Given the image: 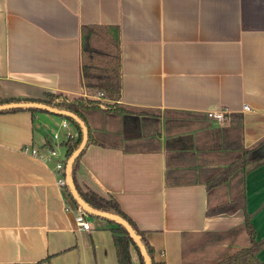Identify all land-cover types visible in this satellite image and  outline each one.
Masks as SVG:
<instances>
[{"label":"crops","instance_id":"0c3cea01","mask_svg":"<svg viewBox=\"0 0 264 264\" xmlns=\"http://www.w3.org/2000/svg\"><path fill=\"white\" fill-rule=\"evenodd\" d=\"M94 25L119 28V103L160 111V129L154 144L144 135L126 142L107 133L103 139L111 142L89 145L79 160V185L115 200L160 264H183L185 245L196 238L211 239L204 244L217 253L243 248L244 234L232 243L225 238L240 231L242 210L205 215L207 166L194 160L186 169L177 166L184 158H175L173 168L197 182L168 186L166 155L190 148L175 139H192L195 158L264 139V0H0V99L84 95L81 29ZM212 111L227 120L209 121L205 114ZM66 133L77 136L69 121L49 112L0 113V264H117L111 226L87 213L91 230L80 231L78 208L57 186L53 163L22 151L54 148L53 134L61 141ZM131 143L147 148L125 147ZM244 187L246 212L261 241L264 164L250 170ZM227 193L220 189L213 202ZM257 259L264 264V247Z\"/></svg>","mask_w":264,"mask_h":264},{"label":"trees","instance_id":"16d2710c","mask_svg":"<svg viewBox=\"0 0 264 264\" xmlns=\"http://www.w3.org/2000/svg\"><path fill=\"white\" fill-rule=\"evenodd\" d=\"M81 86L85 89V94L79 97H69L63 94L45 93L42 99L21 100L9 99L1 100L0 106L15 104H36L44 105L58 112H68L81 120L88 134L87 144L83 150L77 154L69 167V178L71 186L67 182L62 187L65 199H69L78 210H83L73 195V190L81 202L93 213L108 214L121 218L126 222L138 237L145 250L150 264H160L154 259V251L147 243L144 234L137 229L133 221L123 213L118 203L112 198L105 199L81 187L76 179L79 168V160L89 145L105 146L103 140L96 137L91 127V119L98 115L101 109V100L89 98L96 92L103 93L106 100L113 101L112 105H107L104 113L109 119L121 120L123 123H145L152 127L153 133L159 134L160 111H146L128 108L119 103L122 90L121 55H120V33L117 26H85L81 29ZM26 110L35 114L37 112H47L38 108H17L11 107L0 110V113L16 112ZM70 122L77 132L76 137H69L62 141L64 148V164H68L72 155L81 147L84 133L81 125L72 117L61 116ZM147 118V120H145ZM94 121V120H92ZM155 139H150L154 144ZM175 144L184 145L189 143L190 148H180L175 152L166 155V184L168 186H180L195 184L197 181L187 177L186 173L176 170L172 166L175 158L178 160L177 166L184 164L186 169L192 168V161H199L207 166L203 181L208 195V205L205 215L208 217L221 214L232 215L237 211L244 212V222L238 232H231L225 236L227 240L233 242L234 238L244 234L245 246L239 249L226 248L214 257L215 260L206 264H260L257 259V252L264 247V239L255 240V231L252 227V216L246 212L245 179L250 170L264 164V139L249 148H234L221 146L211 153L202 152L193 156L192 139H175ZM149 150V149H148ZM210 155L212 158L204 161V157ZM172 161V162H171ZM171 162V163H170ZM63 176L67 179L66 174ZM227 188V197L223 201L213 202V197L220 189ZM90 216L106 221L110 226V232L115 248L117 264H132L130 249H134L138 257L137 264H146L143 254L129 231L122 224L107 218L95 216L87 212ZM224 237V236H223ZM211 240L207 239L206 241ZM187 249L182 252L183 264H198L188 262L186 259Z\"/></svg>","mask_w":264,"mask_h":264},{"label":"rangeland","instance_id":"374dc122","mask_svg":"<svg viewBox=\"0 0 264 264\" xmlns=\"http://www.w3.org/2000/svg\"><path fill=\"white\" fill-rule=\"evenodd\" d=\"M83 96V95H82ZM113 101L111 100H102L101 101V109L98 115H94L91 119V127L92 130L95 132L96 137L103 139L104 135L107 133H111V137L113 139H125L128 142V138L130 137H138L141 135L147 136V139H151V137L157 136V134L153 133V130H150L148 126H145L144 123H123L121 120L109 119L106 117L104 113L105 109H107V105H112ZM161 118V116H160ZM94 120V121H92ZM119 135H118V134ZM102 134V135H101ZM121 135V136H120ZM116 137V138H115ZM111 142L109 139H103ZM146 141V140H145ZM147 142V141H146ZM124 144V143H123ZM125 147L129 148H147V145H139L135 143H131L129 145L125 144ZM149 148L153 147V145H148ZM62 153V151L59 149ZM108 199V198H105ZM194 241V242H193ZM191 242H187L185 245V249H187V256L186 259L188 262H197L198 264H206L211 263L215 260V256L218 252L217 247H211L210 245L204 244L206 239L198 238L194 239Z\"/></svg>","mask_w":264,"mask_h":264},{"label":"built area","instance_id":"2783aa9c","mask_svg":"<svg viewBox=\"0 0 264 264\" xmlns=\"http://www.w3.org/2000/svg\"><path fill=\"white\" fill-rule=\"evenodd\" d=\"M89 98L96 99V100H106L103 96V93L96 92L93 96H90ZM245 110H248L247 107H244ZM206 118L209 121L215 122L217 124H223L227 117L224 112L222 111H212L207 112ZM62 128H67V123L64 121L61 123ZM71 137L69 133L64 134L63 140L59 141L60 137L58 134H53V140L56 142V145L54 148H50L46 151H39L33 148L29 147H23L22 151L24 153H27L31 155L32 157L38 159L39 161L43 163H53V173L55 174L56 180H57V186L62 190V187H64L67 183V179L63 176V174H66V166L64 164V154H61L59 151V145H61L62 141L68 139ZM67 177V176H66ZM74 222L77 228L80 231H90L91 226L88 219V214L84 210H78L77 213L74 216Z\"/></svg>","mask_w":264,"mask_h":264},{"label":"water","instance_id":"95a60500","mask_svg":"<svg viewBox=\"0 0 264 264\" xmlns=\"http://www.w3.org/2000/svg\"><path fill=\"white\" fill-rule=\"evenodd\" d=\"M11 107H17V108H38V109H42V110H46L49 113L55 114V115H61V116H69L72 117L73 119H75L82 127L83 129V133H84V139L82 142L81 147L72 155V157L70 158L67 166H66V176H67V182L69 183V185L71 186V182H70V178H69V167L70 164L72 162V159L79 154L83 148L86 146L87 144V139H88V134L86 132L85 126L83 124V122L81 120H79L76 116H74L73 114H70L68 112H58V111H54L51 108L44 106V105H36V104H18V105H8V106H0V110L2 109H7V108H11ZM72 187V186H71ZM73 195L75 197V199L77 200V202L82 206L83 210L87 213H93L92 211H90L79 199V197L77 196L76 192L73 190ZM95 216H99L101 218H107V219H111L114 220L120 224H122L124 227H126V229L129 231L130 235L132 236V238L134 239V241L136 242L137 246L140 248L143 257L145 259V263L146 264H150L148 256L145 252V250L143 249L141 242L139 241L138 237L136 236V234L133 232V230L129 227V225L124 222L121 218L113 216V215H108V214H99V213H93Z\"/></svg>","mask_w":264,"mask_h":264}]
</instances>
